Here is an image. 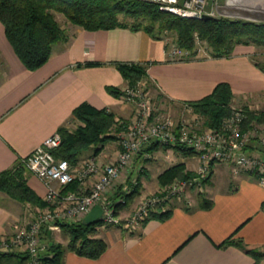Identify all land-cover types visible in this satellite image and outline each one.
<instances>
[{
    "label": "crops",
    "instance_id": "crops-1",
    "mask_svg": "<svg viewBox=\"0 0 264 264\" xmlns=\"http://www.w3.org/2000/svg\"><path fill=\"white\" fill-rule=\"evenodd\" d=\"M261 5L264 0L233 4L239 8L234 9L238 15L250 17H264ZM164 49L165 40L141 29L77 27L68 41L54 45L42 66L29 70L14 53L0 23V172L17 164L60 126H68L73 109L83 102L114 112L115 119H129L134 104L106 89L125 86L115 62L144 64L157 93L167 99V107L199 99L221 81L229 83L234 103L264 100V69L252 59L250 45H236L230 56L185 60H168ZM111 145L96 157L98 162H105L103 152ZM180 158L186 165L197 159L195 153ZM226 168L227 164L219 162L212 166L213 180L207 189L212 190L210 208L201 207L195 194L173 204L166 219H149L137 231L102 228L108 245L99 257L67 251L64 264H252L253 258L239 247L218 244L231 236L264 248V185L246 172L234 175ZM223 171L231 179V174L235 176L234 182L220 176ZM26 184L43 199L44 184L28 171ZM107 196L118 198L115 190ZM32 206L0 190V235L14 232L19 220L33 213ZM126 206L119 208L121 213L130 210H124Z\"/></svg>",
    "mask_w": 264,
    "mask_h": 264
},
{
    "label": "trees",
    "instance_id": "trees-1",
    "mask_svg": "<svg viewBox=\"0 0 264 264\" xmlns=\"http://www.w3.org/2000/svg\"><path fill=\"white\" fill-rule=\"evenodd\" d=\"M54 12L61 13L71 23L86 30L128 27L132 30H144L152 37L163 40H166V35H172L173 42L178 47L187 49L192 54L196 51V36L207 42L211 50L209 56L213 57L230 56L238 44H264V21L232 19L225 16L208 20L185 19L163 12L155 3L147 0H0V23L5 37L26 69L39 68L48 60L55 44L68 41L69 37L56 20ZM255 64L264 69L257 62ZM114 65L123 79L129 82V86H134L143 79L146 89L149 88L150 80L144 64L115 62ZM106 89L118 97L122 94L120 88L114 86H107ZM157 95L165 98L159 93ZM182 103L191 105L195 111L201 113L205 117L206 126L218 127L221 120L231 112L233 92L228 82L221 81L209 94ZM71 119L80 123L74 129H69L65 125L59 127L57 131L61 134L62 140L54 154L72 164L81 159L86 148L92 147L93 154H97L108 141L115 139L112 132L124 128L128 122L119 121L115 119L112 111L95 108L87 102L73 109ZM255 123L264 124V112L245 109L244 126ZM161 148L164 149L157 141H151L142 148L140 154L144 151L152 153ZM172 150L183 156L194 153L191 148L183 145H174ZM26 172L20 161L13 167L2 170L0 190L20 202L43 206L44 200L26 184ZM246 173L256 178L252 172ZM192 174L185 170L182 162H179L163 170L157 179L162 186L175 177L186 178ZM77 185L78 182L75 180L67 184L64 190L74 189ZM138 193V186H132L128 192H116V196L125 199L124 203L115 205L116 210L130 204ZM199 204L203 208H210L212 200L199 196ZM261 209L264 211V200L261 202ZM170 214V209L156 210L150 212L147 220H164ZM58 225V230L65 232L67 241L65 244L55 241L53 231L46 227L42 228L41 239L44 247L39 258L40 264H64L63 257L67 251L88 258H97L107 248V240L97 235L101 230L100 219L91 224L85 223L83 219L60 221ZM228 245L237 246L250 255L254 260L252 264H259L263 257L260 246L247 245L243 240L231 236L218 244L219 247ZM28 262L29 256L26 253L0 252V264Z\"/></svg>",
    "mask_w": 264,
    "mask_h": 264
},
{
    "label": "built area",
    "instance_id": "built-area-1",
    "mask_svg": "<svg viewBox=\"0 0 264 264\" xmlns=\"http://www.w3.org/2000/svg\"><path fill=\"white\" fill-rule=\"evenodd\" d=\"M155 3L159 10L185 19L201 20L204 15L230 17L234 9H239L228 0H147ZM224 9L225 13H220ZM236 13V12H235ZM197 42V41H196ZM166 44V41H165ZM168 60H185L193 57L209 56L201 47L194 54L180 47L165 46ZM120 97L132 102L135 113L129 118L118 136V151L110 163L100 164L95 156H88L77 163L58 158L54 150L61 143V134L55 131L19 161L26 170L39 178L45 186L44 206H32L33 213L26 222L10 234L0 235V252H23L29 256L27 264H40L39 258L44 244L41 239L42 228L58 230L60 221H78L96 204L102 208L100 227L122 224L115 205L124 203L118 197L115 201L108 198L111 184L121 173L129 169L135 154L151 141H157L165 150L174 145L191 148L199 161L194 175L177 179L162 194L142 198L137 213L126 220L135 227L148 212L156 206L168 202L189 188L203 189L209 177L212 164H228L236 175L240 172H252L258 182L264 185V126L252 124L244 126L245 112L233 109L225 116L218 127L197 128L200 115L187 103H182L183 117L175 120L171 114L154 117V103L148 96L142 81L134 86H125ZM190 118H185L189 116ZM147 153L143 154V156ZM78 182L77 190H64L73 181ZM90 182L88 184L87 182ZM121 190L130 191L133 186L123 185ZM111 188V187H110ZM139 216V217H137ZM130 226V225H129Z\"/></svg>",
    "mask_w": 264,
    "mask_h": 264
},
{
    "label": "rangeland",
    "instance_id": "rangeland-1",
    "mask_svg": "<svg viewBox=\"0 0 264 264\" xmlns=\"http://www.w3.org/2000/svg\"><path fill=\"white\" fill-rule=\"evenodd\" d=\"M54 14H55L56 20L61 25V27L66 31V33H67V35L69 37L70 33L73 32V30L75 28H77L78 26L74 25L69 20H67L61 13L54 12ZM227 14L231 15L229 18H232V19L251 20V21H256V22L263 21L262 19L260 20V18L258 16L257 17H253V16L252 17H250V16L246 17L244 15H238V13H232V14L231 13H227ZM195 39L197 41V42L195 41V47H201V49L203 51H205L208 55H210L211 54V50H210L207 42L205 40L199 39L197 36H196ZM165 41H166L165 46H170V47L177 46L173 42L172 35H166V40ZM61 42H64V41H61ZM242 45H250L253 48V51H252V54H251L252 59L264 68V44H260V45H256V44H242ZM2 68H4L3 70H5V67H2ZM141 81L144 82L143 79ZM125 86H129V82L127 80H125ZM124 87L120 88V90H122ZM148 87H149L147 89L148 90V96L151 98L152 102L154 103V117L155 118L158 117V116L161 117L162 115H164L166 113L171 114L172 117L175 120H179L180 118L183 117V114L181 112L182 104H180V105L177 104V105H174V106L170 105L169 107H167L166 105L168 104V102L165 101L164 98L158 97V95H157L158 93H157L156 89L154 88L155 86H154V84L151 81L148 83ZM120 99L125 102V100H123L121 97H120ZM233 109H241L244 112H245V109L264 112V100H262V101L257 100V102L248 100V101H245L244 103L236 101L235 103L233 102L231 104V111ZM131 112L132 113H130L131 115H129V116L132 117L134 115V113H135V106H132V111ZM114 115H115V113H114ZM199 115H200L201 118L199 120L197 128H199V129L208 128L209 126H206V124H205V117L201 113H199ZM185 118H190V115L189 116H185ZM122 120H125V118H122ZM128 120L129 119H126V121H128ZM79 123H80L79 121L76 122L73 119V120L69 121L68 128L69 129H74L76 127V125L79 124ZM255 124L264 126L263 123H255ZM122 131H123V128H120L119 130L112 132L113 135H115V139L108 141L103 146V148H104L107 144H109V143L112 144L111 145V149L109 148L107 153H106V151L103 152L105 162L101 163L99 161L100 164L110 163V162H112L115 159L116 153H117V151L119 149V147H118V136L120 135V133ZM103 148L97 154H93V148L92 147L86 148L83 151L81 157L90 156V155L97 157L100 154V152L102 153V151L104 150ZM161 149L160 150H156V151H154L152 153L144 151L143 154L147 153V155H145V156H143V154H137L136 153L134 158L132 159V162H131V165H130L129 169L124 170L121 173V175L119 176V178L117 180H115L111 184V186H110L111 188L109 187V190H115V192L118 193V192H123L121 190V183L122 182H124L123 185H125V186H127L128 184L131 185V182H132L133 186H138V190H139L138 195H136L135 198L132 201H130V204H128L126 207H124V210L126 208H128V207H130L129 208L130 210L128 212H122V213H121V211L119 209L117 210V212H118L121 220H123V222H125L126 220H128L130 218H133L136 215L138 207H139V204H140L142 198L146 199V198H149L151 196H156L158 194H162L163 192L166 191L168 186H170L173 181H175L177 179H183V177H175L170 182H168V183H166V184H164L162 186L159 185L157 176L163 170L168 168L169 166H171V165H173L175 163L181 162L180 161V159H181L180 157H186V155L183 156L181 153H176L172 149H169L172 152H166L168 150H165V149L161 150ZM114 152H116V153H114ZM195 162L196 163H193V165H192V163L189 164V165H186V162H182L185 165V170H188V171L192 172L193 173L192 175H194L195 170L199 166L198 159H195ZM229 167L230 166L227 164V168L231 169ZM227 168H226V170H228ZM228 171H223L222 175H220V176H222L223 178L226 177V179L228 180V178H230L229 175H228ZM129 172H132L131 173L132 176H129L130 175ZM213 172L214 171L211 170V174H210L208 180L206 182H204L202 190H197L196 188L189 187L182 194V196L180 195V198H172L168 202H164L163 204H161L159 206L153 207L148 212V214L146 216H144V218L137 225H135V227L132 228V229H131V223H128L130 226L129 225L125 226V223L122 222V224H119L118 226L116 225V227H118L120 230H123V231H126V232H132L134 230L137 231V230H139L141 228V226L147 220L150 212H154L156 210L170 209L173 204L177 203L179 200L181 201L182 198L187 199L188 197H191V195H195V194L196 195L201 194V195H198V197L199 196H205V197L208 198V196H209V194L211 193L212 190H207V189H208L210 183H212L213 179H212L211 176H212ZM242 173H244V172H242ZM231 177L233 179H236V177L233 176L232 174H231ZM217 178H219V177L217 176ZM233 179L230 178L229 182L231 180H233ZM231 182H234V181H231ZM87 183L90 184L89 181ZM130 185H128V186H130ZM77 188H78V185L74 189L70 188V190H77ZM116 199L111 198L110 200L115 201ZM37 206H41V205H37ZM137 217H139V216H137ZM25 222H26L25 218L20 219L18 226L20 227ZM99 231L100 232H98L97 235L103 236L104 235L103 231H101V230H99ZM52 234H53V238H54L55 241L60 242L62 244L66 243L67 239H66L65 232H63L61 230H54L52 232ZM260 251L263 252V257L259 261V264H264V248L260 247Z\"/></svg>",
    "mask_w": 264,
    "mask_h": 264
},
{
    "label": "water",
    "instance_id": "water-1",
    "mask_svg": "<svg viewBox=\"0 0 264 264\" xmlns=\"http://www.w3.org/2000/svg\"><path fill=\"white\" fill-rule=\"evenodd\" d=\"M228 1H229V4L234 3V5L241 3V0H228ZM220 13H222V14L225 13L224 9L220 10ZM246 17H249V16H246ZM258 17L260 18V20L262 19L264 21V17H262V16H258ZM214 18H217V16H212V15L206 14L203 16L202 19L208 20V19H214ZM101 214H102V208L99 204H96L83 216V221L87 224L94 223L100 218Z\"/></svg>",
    "mask_w": 264,
    "mask_h": 264
},
{
    "label": "bare ground",
    "instance_id": "bare-ground-1",
    "mask_svg": "<svg viewBox=\"0 0 264 264\" xmlns=\"http://www.w3.org/2000/svg\"><path fill=\"white\" fill-rule=\"evenodd\" d=\"M234 3H231V5H233ZM262 6V5H261ZM262 7H264V6H262ZM256 12V11H255ZM233 13H235V11L233 12ZM259 15V14H258Z\"/></svg>",
    "mask_w": 264,
    "mask_h": 264
}]
</instances>
